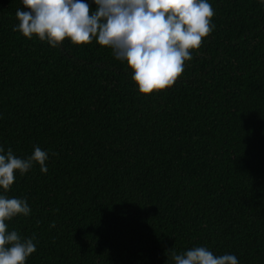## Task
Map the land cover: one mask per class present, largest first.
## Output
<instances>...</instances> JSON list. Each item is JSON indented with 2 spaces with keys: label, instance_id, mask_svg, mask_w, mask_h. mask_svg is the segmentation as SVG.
I'll list each match as a JSON object with an SVG mask.
<instances>
[{
  "label": "trees",
  "instance_id": "16d2710c",
  "mask_svg": "<svg viewBox=\"0 0 264 264\" xmlns=\"http://www.w3.org/2000/svg\"><path fill=\"white\" fill-rule=\"evenodd\" d=\"M208 2L214 30L143 95L111 48L27 39L22 0H0V146L49 155L0 189L31 208L8 222L36 236L26 264H174L198 246L264 264V3Z\"/></svg>",
  "mask_w": 264,
  "mask_h": 264
},
{
  "label": "clouds",
  "instance_id": "9594fccd",
  "mask_svg": "<svg viewBox=\"0 0 264 264\" xmlns=\"http://www.w3.org/2000/svg\"><path fill=\"white\" fill-rule=\"evenodd\" d=\"M22 0L13 31L23 37H36L51 47L66 39L83 46L94 40L112 49L113 55L131 69V79L143 95L173 86L185 71L186 61L198 50L215 25L208 0ZM264 3V0H261ZM28 9V10H24ZM49 155L39 146L27 158H19L11 148L0 146V189L8 193L15 174L21 176L38 164L47 172ZM27 198L0 194V264H26L36 252V236L23 237L9 230L8 222L28 217ZM50 227H55L53 221ZM169 251V250H168ZM174 264H239L233 254L214 255L198 246L185 252L171 251Z\"/></svg>",
  "mask_w": 264,
  "mask_h": 264
}]
</instances>
